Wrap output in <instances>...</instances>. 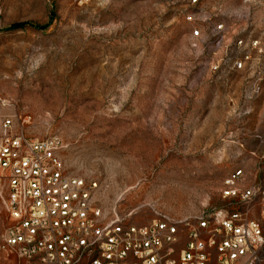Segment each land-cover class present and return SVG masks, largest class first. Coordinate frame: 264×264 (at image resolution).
Segmentation results:
<instances>
[{
  "label": "rangeland",
  "instance_id": "obj_1",
  "mask_svg": "<svg viewBox=\"0 0 264 264\" xmlns=\"http://www.w3.org/2000/svg\"><path fill=\"white\" fill-rule=\"evenodd\" d=\"M0 114L57 137L104 210L218 205L264 149V0H0Z\"/></svg>",
  "mask_w": 264,
  "mask_h": 264
},
{
  "label": "built area",
  "instance_id": "obj_2",
  "mask_svg": "<svg viewBox=\"0 0 264 264\" xmlns=\"http://www.w3.org/2000/svg\"><path fill=\"white\" fill-rule=\"evenodd\" d=\"M59 146L0 114V264H264V149L227 172L218 205L137 222L98 206Z\"/></svg>",
  "mask_w": 264,
  "mask_h": 264
},
{
  "label": "trees",
  "instance_id": "obj_3",
  "mask_svg": "<svg viewBox=\"0 0 264 264\" xmlns=\"http://www.w3.org/2000/svg\"><path fill=\"white\" fill-rule=\"evenodd\" d=\"M24 25H31V26H38L37 24H34L30 21H16V22H12L10 23L7 28H16V27H22Z\"/></svg>",
  "mask_w": 264,
  "mask_h": 264
}]
</instances>
